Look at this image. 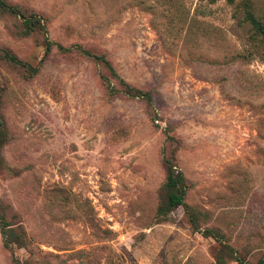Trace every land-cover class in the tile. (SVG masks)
Instances as JSON below:
<instances>
[{
	"label": "rangeland",
	"instance_id": "1",
	"mask_svg": "<svg viewBox=\"0 0 264 264\" xmlns=\"http://www.w3.org/2000/svg\"><path fill=\"white\" fill-rule=\"evenodd\" d=\"M4 1L46 33L0 15V49L32 67L42 36L103 54L152 108L108 96L75 52L53 46L32 76L0 63V208L27 240L0 237V264H214L203 228L251 263L264 254V53L239 0ZM251 4L264 22V0ZM163 158L191 184L199 233L180 208L155 215Z\"/></svg>",
	"mask_w": 264,
	"mask_h": 264
},
{
	"label": "trees",
	"instance_id": "2",
	"mask_svg": "<svg viewBox=\"0 0 264 264\" xmlns=\"http://www.w3.org/2000/svg\"><path fill=\"white\" fill-rule=\"evenodd\" d=\"M208 1L213 3L215 0ZM235 7L239 14V23L246 28L251 45L253 48L264 53V22L255 16L251 0H239ZM3 14L17 18L21 27L20 34L22 36L33 34L42 35L46 33L42 18L34 12L25 11L21 7L13 6L6 3L4 0H0V15ZM42 43L43 55L35 67L20 61L14 55L3 49H0V63L5 64L12 69L26 70L28 75L32 76L37 72L39 65L42 63L44 57L49 54L53 46L60 53L75 52L82 57L89 59L104 70L106 75H101L100 79L108 96H123L128 99H138L147 109L152 108L149 91H143L126 83L121 77H119L110 61L106 59L105 55L90 52L81 48L77 44L63 47L49 41L46 36H42ZM162 163L164 166V177L159 188V203L155 210L156 217L165 218L167 214L180 208L187 219L190 231L192 233H199V223L203 221L204 213L193 209L185 202V195L191 188V184L169 159L163 158ZM201 235L219 242V248L213 254L214 264H225L226 260L237 264H264V254L260 255L253 263L237 256L236 250L224 243L223 237L216 230L203 228ZM0 237L2 246L6 249H10L12 246L23 249L26 248L27 240L24 233L20 229L11 227V224L1 208Z\"/></svg>",
	"mask_w": 264,
	"mask_h": 264
}]
</instances>
